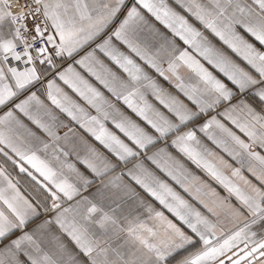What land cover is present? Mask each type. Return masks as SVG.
<instances>
[{
	"label": "snow or ice",
	"instance_id": "snow-or-ice-1",
	"mask_svg": "<svg viewBox=\"0 0 264 264\" xmlns=\"http://www.w3.org/2000/svg\"><path fill=\"white\" fill-rule=\"evenodd\" d=\"M21 95L0 264H264V0H0V106Z\"/></svg>",
	"mask_w": 264,
	"mask_h": 264
},
{
	"label": "crops",
	"instance_id": "crops-1",
	"mask_svg": "<svg viewBox=\"0 0 264 264\" xmlns=\"http://www.w3.org/2000/svg\"><path fill=\"white\" fill-rule=\"evenodd\" d=\"M132 2H133V0H125V3L128 5V7H131ZM141 11L143 12V14H144L146 17L150 18L154 23H156L157 27L161 28L162 31H166L165 29H163V26H162V25H159V22H156V21L154 20V18H152V17L150 16V14L147 13L146 10L141 9ZM126 14H127L126 9L122 10V14L118 13V14H117V15H118V18L113 22V24L110 26V28H111L112 30H114V28H115L116 26L119 25V22H120L121 20H123V18H124V16H125ZM197 26L199 27L198 24H197ZM168 35H171V34L168 33ZM113 40H114V42H116V41H115V38H113ZM97 42H99V41H97ZM116 43H118V42H116ZM177 43H179V44L182 45V42H180V41L178 40V38H177ZM121 47H123V46H121ZM37 94H38L39 96H41V99H44L43 90H40ZM23 98H24V96L21 95L19 98H17V99H15V100H13L12 102H10L6 107H5V106H0V116H3L4 113H5L9 108H12L14 115L18 116V117L22 120V122H23L24 124H26L28 127L32 128V129L35 131V130H36V129H35V126L32 125L31 122L28 121L26 117H24L21 113L18 112V110H16V109L13 107V105H14L15 103L19 102V99H23ZM218 118H219V117H218ZM221 119H222V118H221ZM15 132H16V133H19L20 135H24V130H23V129H16ZM14 134H15V133H14ZM262 154H264V153H262ZM66 162H67V163H75L76 166H77L78 168H80L81 171H84L83 167H82V166L76 161V159H75L74 156H73V157H68L67 160H66ZM0 163H2V160H0ZM129 166H131V165H129ZM6 167L8 168V171L11 173V178L13 179V181H19L17 187L19 188L20 193H21L23 196H25V197L31 199L32 196L35 195V190L33 189L32 184L30 183V179L26 176V174H20V173H19V170L13 168L11 165H7ZM64 174H65V176H67V178H68L70 181L74 179L73 174H72L67 168H64ZM199 174H200V175H203L202 173H199ZM212 186H213V187H216V188H217V191H219V192L221 193V195H225V194H226V193H224V191H223L221 188H219L216 184L213 183ZM94 187H95V185L93 186V188H94ZM93 188L88 189L87 192H84V193H82V194H83V195H88L90 192L93 191ZM137 191H141V190H140L139 188H137ZM142 194H143V193H142ZM76 199H79V197H77ZM147 199H149V201L151 202V198H147ZM72 203H74V201H65L64 206L67 207L69 204H72ZM154 206L157 207L158 209H159V207H160L158 204H154ZM165 214H166V215H169V218H172V217L170 216V214H168L167 212H165ZM71 215H72V214L69 213V218H71ZM34 223H35V222L30 223V224L28 225V227H29V228H32V227L34 226Z\"/></svg>",
	"mask_w": 264,
	"mask_h": 264
}]
</instances>
